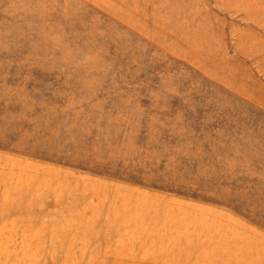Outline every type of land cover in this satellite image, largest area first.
Instances as JSON below:
<instances>
[{"label": "rangeland", "instance_id": "374dc122", "mask_svg": "<svg viewBox=\"0 0 264 264\" xmlns=\"http://www.w3.org/2000/svg\"><path fill=\"white\" fill-rule=\"evenodd\" d=\"M0 264H264V0H0Z\"/></svg>", "mask_w": 264, "mask_h": 264}]
</instances>
